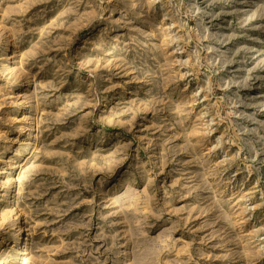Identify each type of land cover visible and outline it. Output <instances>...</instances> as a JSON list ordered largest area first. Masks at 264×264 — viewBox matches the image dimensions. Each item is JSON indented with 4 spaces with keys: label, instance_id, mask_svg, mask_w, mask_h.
<instances>
[{
    "label": "rangeland",
    "instance_id": "rangeland-1",
    "mask_svg": "<svg viewBox=\"0 0 264 264\" xmlns=\"http://www.w3.org/2000/svg\"><path fill=\"white\" fill-rule=\"evenodd\" d=\"M0 264H264V0H0Z\"/></svg>",
    "mask_w": 264,
    "mask_h": 264
}]
</instances>
